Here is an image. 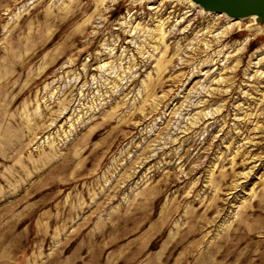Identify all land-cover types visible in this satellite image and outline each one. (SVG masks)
Returning a JSON list of instances; mask_svg holds the SVG:
<instances>
[{"label":"rangeland","instance_id":"1","mask_svg":"<svg viewBox=\"0 0 264 264\" xmlns=\"http://www.w3.org/2000/svg\"><path fill=\"white\" fill-rule=\"evenodd\" d=\"M152 1L0 0V264H264V30Z\"/></svg>","mask_w":264,"mask_h":264},{"label":"water","instance_id":"2","mask_svg":"<svg viewBox=\"0 0 264 264\" xmlns=\"http://www.w3.org/2000/svg\"><path fill=\"white\" fill-rule=\"evenodd\" d=\"M204 12L219 13L234 19L254 18L255 24L264 26V0H190ZM254 25V26H256Z\"/></svg>","mask_w":264,"mask_h":264},{"label":"bare ground","instance_id":"3","mask_svg":"<svg viewBox=\"0 0 264 264\" xmlns=\"http://www.w3.org/2000/svg\"><path fill=\"white\" fill-rule=\"evenodd\" d=\"M102 1H104V0H102ZM147 1H148V3L153 2L152 0H146V2ZM171 2H172V4H174V3L181 4L180 6L182 7L180 9V11L178 12V15L176 17L177 18L176 19L177 23H180V22L184 21V19L188 16V14H189L190 11L187 8H189V7H192L193 8L194 7L195 12L199 11L200 15H202V16H206L207 14H209V15H207L205 17V19L209 20L208 24L217 22L220 18H222L221 16H223V19H225L227 21V25H225V27L223 29V35L226 34V33H228L230 31V29L232 28L233 25H239L244 20H250L251 22H253L254 25H256L255 24V21H254V18L243 19V20L240 21V20L230 19V18L224 16L223 14L204 12L199 6L195 5L190 0H171ZM163 16L164 15L161 16L162 23H160V25H158V29H159L158 32H160L159 34H160V38L161 39L164 38V34L162 33V28L165 25L167 19H169V16H167V17L164 16V18H163ZM254 29L257 30V31H262V30H264V26L261 27L259 25H256V27H254ZM164 66H165V63L164 62L159 63V65L157 67L158 71H161L162 69H164Z\"/></svg>","mask_w":264,"mask_h":264}]
</instances>
